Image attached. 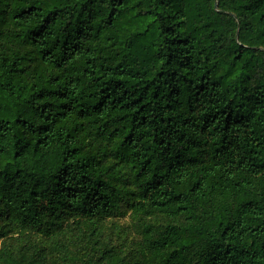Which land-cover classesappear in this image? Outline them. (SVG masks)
<instances>
[{"label":"trees","instance_id":"obj_1","mask_svg":"<svg viewBox=\"0 0 264 264\" xmlns=\"http://www.w3.org/2000/svg\"><path fill=\"white\" fill-rule=\"evenodd\" d=\"M0 264H264V0H0Z\"/></svg>","mask_w":264,"mask_h":264},{"label":"rangeland","instance_id":"obj_2","mask_svg":"<svg viewBox=\"0 0 264 264\" xmlns=\"http://www.w3.org/2000/svg\"><path fill=\"white\" fill-rule=\"evenodd\" d=\"M124 212V216L104 222L105 238H107L110 246L115 249H122L126 254L132 256L138 249L137 247L141 241V235L136 228V222L131 211L125 207ZM53 257L54 256H51V258ZM54 259L56 258L50 261Z\"/></svg>","mask_w":264,"mask_h":264}]
</instances>
